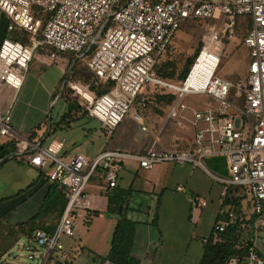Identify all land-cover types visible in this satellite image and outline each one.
<instances>
[{"label": "built area", "instance_id": "1", "mask_svg": "<svg viewBox=\"0 0 264 264\" xmlns=\"http://www.w3.org/2000/svg\"><path fill=\"white\" fill-rule=\"evenodd\" d=\"M0 11L10 22L9 32L21 30L29 35L27 43L3 41L1 82L19 89L31 61L37 54H45L67 67L64 75L67 81L61 94L69 88L78 96L89 117L101 123L106 136H112L128 115L147 130L143 109L151 99L150 89L177 94L165 124L172 121L183 128L188 121L187 113H191L190 123L196 130L185 150L151 148L137 155L105 150L93 161L82 154L65 160L60 155L63 141L43 146L41 140L19 136L11 127L8 114L0 117V135L15 142L16 152L10 160L17 156L47 171L46 180L57 183L67 198V207L55 232L37 230L33 240L22 244L28 260L57 264L59 258H71L61 238L72 237L77 212L90 209L85 189L96 169L105 171L108 186L114 189L118 178L115 168L121 160H137L145 170L163 163H191L204 168L203 160L216 155L227 159L230 175L213 176L215 180L242 188L250 198L255 228L245 261L264 264V256L257 249L260 236L264 237V0H0ZM36 13L43 16L37 17ZM241 16L252 19L251 30L241 42L248 53L247 76L238 84L239 94L245 95L243 107L229 101L231 81L216 75L224 40L235 37ZM204 20L211 25L187 79L181 85L161 79L154 71L155 66L167 56L179 30L189 22ZM208 50L217 59L213 73L204 77V85L187 88ZM63 56L71 60L65 61ZM76 61L88 69L100 87L109 86V90L98 94L90 84L72 81ZM187 95H204L210 101L204 109H197L184 102ZM177 190L184 188L180 186ZM192 203L198 210L208 205L201 197L193 198ZM236 213L231 211L228 218L234 220ZM226 226H214L215 240ZM207 241L203 240L204 245ZM228 264L242 261L233 257Z\"/></svg>", "mask_w": 264, "mask_h": 264}, {"label": "crops", "instance_id": "2", "mask_svg": "<svg viewBox=\"0 0 264 264\" xmlns=\"http://www.w3.org/2000/svg\"><path fill=\"white\" fill-rule=\"evenodd\" d=\"M9 23L0 11V48L5 39H12L7 29ZM63 59L69 61L68 56H63ZM66 70L65 64L45 54H37L29 64L19 89L0 81V117L8 114L11 127L21 137L28 138L37 132L35 136L41 139L42 145L50 136L55 138L47 146L63 141L60 155L65 160L82 154L88 161H93L106 150L107 142L98 120L82 112H73L66 125H58L64 116L56 123L50 119L51 107ZM168 110H164L165 117L151 112L146 114V131L132 118L125 120L115 130V141L109 150L132 155L145 154L151 148L185 150L196 133L190 123L191 113H187L188 121L183 128L177 127L174 122L171 126L167 123L164 128ZM83 117L88 122L95 121L98 127L86 134L85 142L81 144L74 131ZM48 119L50 125L46 132ZM60 130L69 131V136L58 134ZM11 141L0 135V146ZM0 163L2 183L16 193L8 200L1 199L0 216L11 211L12 226L37 216L40 228L58 227L62 217L57 219L40 212L51 184L46 180L47 171L35 168L26 160H0ZM203 163L204 168L191 163H163L145 170L137 160L124 159L115 168L118 178L114 189L109 188L105 171L96 169L85 189L90 209L75 220L74 235L61 239L71 258H59L57 264H114L107 257L113 234L122 219L136 224L131 255L138 264H200L204 254L203 240L211 237L216 224L233 222L228 218L233 210L237 212L236 217H241L243 221L239 240L252 239L255 219L250 198L242 188L223 184L213 177H229L227 159L214 155L205 158ZM33 183H36L35 187L28 190ZM180 186L184 191L177 190ZM195 197L207 200V207L196 209L192 203ZM110 202L114 210L122 204V212L109 210ZM25 240L23 237L19 242L23 244ZM259 241L258 253L264 256V242ZM12 250L3 257L2 264H10ZM242 264L247 263L243 261Z\"/></svg>", "mask_w": 264, "mask_h": 264}, {"label": "trees", "instance_id": "3", "mask_svg": "<svg viewBox=\"0 0 264 264\" xmlns=\"http://www.w3.org/2000/svg\"><path fill=\"white\" fill-rule=\"evenodd\" d=\"M37 17H42V13H36ZM202 22L195 21L185 24L180 30H184L191 24H200ZM252 27V19L250 16H241L237 20L236 32H244L245 34L241 37V41L247 36ZM178 32V33H179ZM177 33V35H178ZM11 38L14 41L27 43L29 40V35L21 30H15L11 32ZM175 40V39H174ZM173 40V42H174ZM168 48V53L165 58L159 61L155 66V73L164 81L173 82L177 85H181L188 77L190 70L195 63L198 52L195 54L194 58L188 60L185 64L184 70L178 76L177 81H173L174 74L166 73L165 69L170 67V56L172 54V45ZM87 72L91 76L90 85L94 91L98 94L107 92L109 86L106 88L100 87L93 75L88 71V69L83 66L80 62L76 61L73 65L71 80L81 82L77 77L79 74ZM240 82V81H239ZM239 82L231 81L232 88L229 93V101L235 103L239 107H243L245 104V95L244 93L239 94L238 84ZM77 98L76 103L71 102V96ZM149 99L147 101V106L143 109V113L146 118V114L154 113L160 116H165V109H170L174 102L177 99L176 93H165L158 90H151L149 93ZM60 99H63L67 103V113L64 115L62 120L58 123L69 124L70 116L73 112L88 115L85 106L81 103L78 96H75L74 93L68 88L63 91ZM89 116V115H88ZM41 126L39 127V129ZM37 132H34L28 139L32 141H39L40 138L36 137ZM16 152L15 142L11 141L3 146H0V160L4 162L10 160V156L14 155ZM14 161L22 162L21 158L15 156L13 157ZM1 164V163H0ZM36 183H33L28 187V190L35 187ZM3 200L0 201V203ZM67 207V198L63 191L60 189L57 183H51L49 191L46 197L43 200V203L40 208V212H46L50 216H55L57 219H60L63 216V213ZM122 204L115 210L112 208V203L109 204V210L122 212ZM255 219V217H254ZM12 220V213L8 211L0 216V264H2L3 257L7 255L19 242V240L25 237L28 241L33 240L34 234L37 230H45L49 233L55 232L57 226H52L51 228H40L37 224V216L31 218L30 220L19 223L16 226H12L10 221ZM252 221V220H251ZM243 221L241 217H236L233 222L228 223L225 231L222 232L218 239L215 240L213 234L208 239L207 243L204 245V254L200 264H228L229 260L233 257L240 258L243 262L249 255V245H251V238L248 240L239 239L242 236V225ZM135 226L136 224L132 221L122 219L113 234L111 241V251L107 257L114 264H138V262L131 255V248L134 242L135 237Z\"/></svg>", "mask_w": 264, "mask_h": 264}, {"label": "rangeland", "instance_id": "4", "mask_svg": "<svg viewBox=\"0 0 264 264\" xmlns=\"http://www.w3.org/2000/svg\"><path fill=\"white\" fill-rule=\"evenodd\" d=\"M210 23H207L205 20L200 24H191L188 27H186L184 30L180 31L178 35L176 36L173 45H172V54L170 56V67L165 69L166 73L168 74H174L173 81H178L179 74L184 70L185 64L188 60H191L194 58L195 54L198 52L200 53L202 47H203V41L204 37L207 34V31L210 27ZM244 32H236L235 31V37L232 40L225 39L224 40V51L221 56L220 64L217 70L216 75H219L229 81L234 82H241L244 80L247 76V68H248V53L246 49L241 44V37L244 35ZM199 55V54H198ZM214 54L210 51V58L211 60L217 62V59L213 56ZM69 60H71V57H69ZM82 84L88 85L90 84L91 76L87 72H83L77 76ZM67 81L64 77L61 79L59 89L57 91V95L55 97V103L51 107V115L50 119L52 118L53 123L58 122L61 120V118L66 114L67 112V103L60 99L59 96L61 95V89L63 84ZM77 98H75L73 95L71 96L70 101L76 103ZM184 102L192 107H195L197 109H204L207 104H209L210 99L207 96L204 95H187L183 99ZM233 110H230V113H232ZM165 117V116H163ZM91 118V117H90ZM128 118H131L130 115L126 117L125 120ZM124 120V121H125ZM123 121V122H124ZM166 121V120H165ZM249 121L252 122L253 119L250 117ZM87 122V123H86ZM79 125L77 129H75V137L81 139L80 143L83 144L85 142V135L91 132V130H94L98 127V124L95 121L86 120V118H80L78 121ZM173 124L172 121L168 122V125L171 126ZM49 119L46 126V132L49 130ZM167 126V123L165 124L164 128ZM62 133V136H69V131H62L60 130L58 134ZM115 133V132H114ZM73 136V135H72ZM72 137L73 139L75 137ZM106 144L105 149L109 150L115 141V134L112 136H106ZM55 138L53 136H50L46 142L43 144L44 146H47L52 139ZM2 168L0 167V171ZM16 195L15 192L12 191L11 188H8L5 184L2 183V173L0 174V200L1 199H7L9 197H12ZM83 212L85 211H78L76 220H78ZM77 221H75L76 223ZM261 243L263 242V236L261 235ZM62 239V238H61ZM259 241V242H260ZM10 264H40L39 261H30L28 260V254L23 249L21 242H19V245L13 248Z\"/></svg>", "mask_w": 264, "mask_h": 264}, {"label": "bare ground", "instance_id": "5", "mask_svg": "<svg viewBox=\"0 0 264 264\" xmlns=\"http://www.w3.org/2000/svg\"><path fill=\"white\" fill-rule=\"evenodd\" d=\"M209 54L210 50L204 53L187 84V88H198L200 85H204V77L213 73L216 62L211 60Z\"/></svg>", "mask_w": 264, "mask_h": 264}, {"label": "water", "instance_id": "6", "mask_svg": "<svg viewBox=\"0 0 264 264\" xmlns=\"http://www.w3.org/2000/svg\"><path fill=\"white\" fill-rule=\"evenodd\" d=\"M42 143V142H41Z\"/></svg>", "mask_w": 264, "mask_h": 264}]
</instances>
